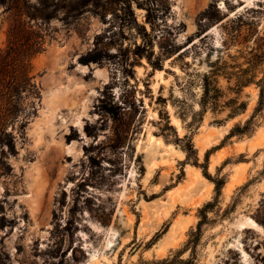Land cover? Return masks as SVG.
I'll return each instance as SVG.
<instances>
[{
    "label": "rangeland",
    "instance_id": "obj_1",
    "mask_svg": "<svg viewBox=\"0 0 264 264\" xmlns=\"http://www.w3.org/2000/svg\"><path fill=\"white\" fill-rule=\"evenodd\" d=\"M242 4L0 0V50L10 39L39 50L26 61L34 87L0 125V264H264V110L250 132L226 137L252 114L257 88L233 90L231 80L228 89L219 77L221 100L236 97L245 111L207 108L187 126L216 50L245 66L239 52L264 32V0ZM210 6L222 20L201 17ZM94 49L103 60L79 62ZM55 91L68 98L47 107ZM164 111L224 181L218 198L202 169L158 136ZM34 169L44 180L31 203Z\"/></svg>",
    "mask_w": 264,
    "mask_h": 264
},
{
    "label": "trees",
    "instance_id": "obj_2",
    "mask_svg": "<svg viewBox=\"0 0 264 264\" xmlns=\"http://www.w3.org/2000/svg\"><path fill=\"white\" fill-rule=\"evenodd\" d=\"M255 11L256 9L250 7L247 8L245 12L249 14L250 12ZM218 13L219 11L215 6H210L208 9L202 12L201 17H207L208 19L213 17L214 20L220 21L222 18L218 17ZM236 18L240 20L241 17L238 15ZM206 35L207 34H205L203 37ZM237 37H239V34ZM241 37L244 39L243 36ZM254 39L255 46L247 47V49H245L243 52H239L240 54H245L241 56L244 58L246 64L245 66H242L243 64L238 63H228L222 57V51L220 52L216 50L217 53L215 55V59L208 62L209 68L205 73L202 74L201 93L197 101L199 109L197 112H192V114H190V120L187 122L188 128H191L193 125L202 121V116L206 112L207 108H209L211 112L215 113L221 107H229V112L227 114V117L229 118H233L234 116L245 111L246 103L239 101L236 97L221 100V97H223V92L218 86L219 77H222L226 80L228 83V89H232L230 86V81L233 80V90L241 91L244 86H248L250 84L255 85L258 90L257 101L252 114L243 123L234 124L226 137L247 134L254 126H256V118L260 112L264 110V69H258V66L264 60V44H262L264 42V32H262V35L257 33ZM8 43L9 44L5 49L0 50V108L6 107V110L9 111V114L6 118H3V116L0 117V125L5 124L9 119L16 118V114L21 111L20 107L18 106V99L21 97L20 95L25 92H30L34 87V85L30 82L28 64L26 61L31 55L39 52L38 47H35L30 51L26 50L20 52V50H17L14 47L11 39ZM223 45L225 46L224 43ZM206 56H208V59H210L211 54H206ZM101 60H103V55H101V53L95 49L79 57V62L82 64L99 62ZM152 67L155 69L159 66L154 64ZM234 93H236V91ZM159 97L160 96H158V99H162ZM186 111V106L182 107L181 110L178 111V117L183 122L186 121V119H184ZM159 115L160 119L164 121V125L163 128H160V130L163 132H160L158 136H161L166 143H171L176 147H179V149L185 155L184 163H190L191 165L202 169V174L213 182L215 198H218L224 181L222 179L213 180L210 174L207 172L206 165L198 163L197 152L192 142L191 135L184 134L181 137L178 136L175 128L170 125L169 117L166 111H164L163 114L159 112ZM165 131H170L171 134ZM208 152L209 151H206L205 153L204 162L207 161ZM212 204V202H206L200 209V213L202 215L197 222L198 230L200 229L201 225L205 223V210ZM188 263V261H184L182 264Z\"/></svg>",
    "mask_w": 264,
    "mask_h": 264
},
{
    "label": "bare ground",
    "instance_id": "obj_3",
    "mask_svg": "<svg viewBox=\"0 0 264 264\" xmlns=\"http://www.w3.org/2000/svg\"><path fill=\"white\" fill-rule=\"evenodd\" d=\"M251 1L252 0H246V2H251ZM63 98H68V96L66 97L65 95H62L61 93H59V91H55V93H52L51 96L49 97V100L47 102V107H50V104L60 101ZM66 149L68 150V152L72 151L71 146H67ZM39 173L40 171L38 169H34V172H32L33 174L32 184H33L34 191L32 195H27V199L31 203H35L38 200V194L40 191V187L43 185L44 178H43V175H40ZM249 221L254 229L261 230V227L257 225L254 221H252L251 219H249Z\"/></svg>",
    "mask_w": 264,
    "mask_h": 264
},
{
    "label": "water",
    "instance_id": "obj_4",
    "mask_svg": "<svg viewBox=\"0 0 264 264\" xmlns=\"http://www.w3.org/2000/svg\"><path fill=\"white\" fill-rule=\"evenodd\" d=\"M242 1H243V4L242 5H244L246 3V0H242Z\"/></svg>",
    "mask_w": 264,
    "mask_h": 264
}]
</instances>
